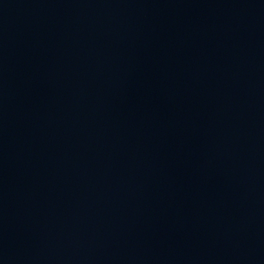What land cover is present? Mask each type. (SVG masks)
<instances>
[{"label": "water", "instance_id": "obj_1", "mask_svg": "<svg viewBox=\"0 0 264 264\" xmlns=\"http://www.w3.org/2000/svg\"><path fill=\"white\" fill-rule=\"evenodd\" d=\"M0 264H264V0H0Z\"/></svg>", "mask_w": 264, "mask_h": 264}]
</instances>
